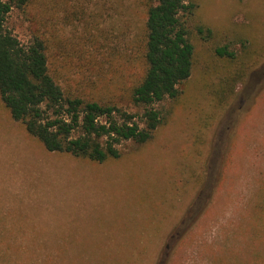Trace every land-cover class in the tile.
<instances>
[{
  "label": "rangeland",
  "instance_id": "obj_1",
  "mask_svg": "<svg viewBox=\"0 0 264 264\" xmlns=\"http://www.w3.org/2000/svg\"><path fill=\"white\" fill-rule=\"evenodd\" d=\"M191 1V76L156 106L151 139L119 158L48 152L0 100V245L38 249L32 264H264V0ZM145 11L31 0L5 26L22 44L48 38L70 86L139 114Z\"/></svg>",
  "mask_w": 264,
  "mask_h": 264
},
{
  "label": "trees",
  "instance_id": "obj_2",
  "mask_svg": "<svg viewBox=\"0 0 264 264\" xmlns=\"http://www.w3.org/2000/svg\"><path fill=\"white\" fill-rule=\"evenodd\" d=\"M30 2L0 0V100L12 120L46 151L95 164L119 158V146L124 142L150 140L162 122L156 106L177 98L179 87L191 76L194 46L188 23L197 5L191 0H142L146 8L143 74L129 94V102L140 110L134 114L116 102L70 86L69 79L55 66L51 68L48 38L34 35L22 44L6 28L9 13ZM204 30L197 28L199 35L206 33V39L210 31ZM217 53L233 57L225 49ZM260 210L264 221V204L258 203L255 212ZM37 251L0 245V264L38 262Z\"/></svg>",
  "mask_w": 264,
  "mask_h": 264
}]
</instances>
